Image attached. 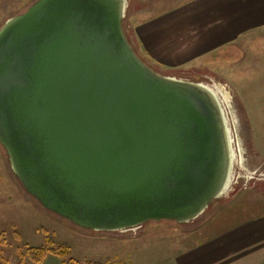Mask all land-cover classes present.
<instances>
[{
  "label": "water",
  "instance_id": "water-1",
  "mask_svg": "<svg viewBox=\"0 0 264 264\" xmlns=\"http://www.w3.org/2000/svg\"><path fill=\"white\" fill-rule=\"evenodd\" d=\"M132 0H37L0 28V145L24 190L73 225L195 223L231 187L215 88L162 75L125 30Z\"/></svg>",
  "mask_w": 264,
  "mask_h": 264
},
{
  "label": "rangeland",
  "instance_id": "rangeland-1",
  "mask_svg": "<svg viewBox=\"0 0 264 264\" xmlns=\"http://www.w3.org/2000/svg\"><path fill=\"white\" fill-rule=\"evenodd\" d=\"M36 1L0 0V28ZM193 1L132 0L124 26L138 55L158 73L208 84L223 96L236 149L227 194L187 226L160 221L123 234L95 233L54 215L31 197L13 174L0 145V250L11 264L21 262L20 251L42 248L50 241L70 247L71 256L49 255L43 264H179L186 249L217 233L215 229L249 224L264 215V31L246 33L238 46L214 53L210 60L202 56L178 70L155 65L137 47L134 29L141 22L134 21V13L186 10ZM221 55L229 61L216 63Z\"/></svg>",
  "mask_w": 264,
  "mask_h": 264
},
{
  "label": "crops",
  "instance_id": "crops-1",
  "mask_svg": "<svg viewBox=\"0 0 264 264\" xmlns=\"http://www.w3.org/2000/svg\"><path fill=\"white\" fill-rule=\"evenodd\" d=\"M191 4L170 13H134V21L141 22L134 29L137 47L145 59L164 70H178L202 56L210 60V55L238 46L246 33L264 31V0ZM226 57L219 56L216 63H227ZM239 225L211 228L218 232L186 249L190 253L182 255L179 264H264V215Z\"/></svg>",
  "mask_w": 264,
  "mask_h": 264
},
{
  "label": "trees",
  "instance_id": "trees-1",
  "mask_svg": "<svg viewBox=\"0 0 264 264\" xmlns=\"http://www.w3.org/2000/svg\"><path fill=\"white\" fill-rule=\"evenodd\" d=\"M1 241V240H0ZM20 263L18 264H28L27 260L31 264H43L46 257L57 256V257H64V256H71V249L68 246H60L55 244L54 241H50L48 246L42 248H33L28 247L25 251H20ZM0 264H11L3 255V252L0 250ZM73 264V263H70ZM99 264V263H95Z\"/></svg>",
  "mask_w": 264,
  "mask_h": 264
},
{
  "label": "flooded vegetation",
  "instance_id": "flooded-vegetation-1",
  "mask_svg": "<svg viewBox=\"0 0 264 264\" xmlns=\"http://www.w3.org/2000/svg\"><path fill=\"white\" fill-rule=\"evenodd\" d=\"M218 202V201H217Z\"/></svg>",
  "mask_w": 264,
  "mask_h": 264
}]
</instances>
